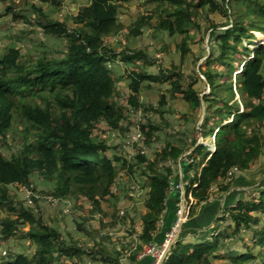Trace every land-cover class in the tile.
Segmentation results:
<instances>
[{
    "label": "trees",
    "instance_id": "trees-1",
    "mask_svg": "<svg viewBox=\"0 0 264 264\" xmlns=\"http://www.w3.org/2000/svg\"><path fill=\"white\" fill-rule=\"evenodd\" d=\"M0 1L5 6V15L31 25L24 11H14L12 0ZM34 1L23 0L22 5L30 7L34 25L43 34L63 41V52L60 57L43 53L27 60L16 47L0 48V206L7 212L0 222V235L3 238L20 236L35 246L30 256L20 251L11 252L12 261L3 264H55L61 257H68L67 264H83L82 247L86 244L71 236L66 238L42 219L41 209L36 204L37 194L45 198L72 199L76 212L97 214L95 225L90 228H87L90 220L86 217L79 216L81 220L75 221V230L91 239L86 254L103 264H122L121 250L116 248L107 230L117 226L122 219L118 220L127 213L112 212L109 220L101 215L106 214L102 204L105 207L113 198L118 199L119 194L111 187L117 183L119 171L124 170V174L134 180L133 173L141 169L139 176L145 179L142 186L148 188L144 200L146 210L140 213L137 222L140 231L136 228V249L141 250L147 244L160 243L172 225L160 231L167 197H175L170 190L178 183L177 173L172 170L178 161L181 169L185 165V203L189 194L195 201L189 207L192 217L197 205L214 199L217 192L223 194L235 176L253 172L261 163L264 157V0H140L145 9L151 8L139 15L126 33L122 32L126 27L117 21V14L129 0H88L70 15L71 28H67L65 20H56L44 13L40 5L58 8L61 0ZM233 2L242 7V14L234 12ZM206 5L211 10L220 9L225 17L230 11L232 22L228 28L217 29L219 25L210 20L206 27V30L211 29L207 32L210 49L206 58L196 65V71L205 79L210 92L201 96L192 87L193 81L184 78L182 61L190 52V43L197 40L195 35L199 33L200 24L196 16L202 14L199 10ZM227 24L228 18L223 26ZM146 25L180 36L176 44L180 55L178 64L167 68L157 65L154 72H150L147 68L155 64L154 59L143 49L125 47L127 39L139 35ZM117 36L121 39L110 42ZM256 36L262 38L261 43L255 49L246 46L248 41L255 44ZM233 59L239 60L234 92L231 89ZM118 60L123 66L124 63L130 66H125L123 72L129 81L123 96L117 91L116 74L108 65ZM165 81L169 87L160 93L155 108L141 100L143 89ZM178 98L188 103V115L203 107L201 123H216L213 136L205 137L200 123L199 134L193 137L190 133L189 142L166 140L148 158L143 150L150 147L161 129L148 116L159 113L162 119L165 112H172L162 108L169 100ZM139 111L143 116H135L139 118V122L134 123L140 135L138 141L133 142L132 161L116 155L109 157L108 143L100 134L113 131L126 136L133 122L129 112ZM96 134L99 139L95 138ZM8 138H16L18 145L6 156L1 149ZM210 144L214 145L212 151L208 148ZM261 173L264 175V163ZM33 175L52 182V191L36 190L32 185ZM9 185L29 187L37 205L35 211L24 206V199H17ZM254 212L264 213V184L258 197L239 199L221 208L218 213L229 215L232 224H225V217L216 219L219 225L213 230L220 238H206V231L204 237L192 242L187 239L186 226L182 225V231L169 246L161 264H210L211 258L228 256L235 264H240L236 263L237 254L224 253L221 240L237 237L247 246L243 230L259 226V217H255ZM23 224L28 227H20ZM257 232L259 236L254 234L251 241L261 243L264 230ZM95 237L97 240L92 239ZM107 244H111L113 250L110 251ZM135 253L136 250L128 255L131 261Z\"/></svg>",
    "mask_w": 264,
    "mask_h": 264
},
{
    "label": "rangeland",
    "instance_id": "rangeland-1",
    "mask_svg": "<svg viewBox=\"0 0 264 264\" xmlns=\"http://www.w3.org/2000/svg\"><path fill=\"white\" fill-rule=\"evenodd\" d=\"M15 12H20L21 10L24 11V14L26 15V19L29 23H31L30 26H27L22 20H12L10 15H5L4 6L0 7V48L6 45H12L15 47H18L24 55L27 56H35L41 51H48L51 52L52 55L58 56L61 53L62 50V42L60 39L47 37L44 35L39 29L34 27L32 30V27L34 25V19L31 16V9L27 5L23 7V0H13ZM28 1H34V0H28ZM88 0H61L62 4L58 8H53L49 4H41L42 9L45 13H47L51 18L56 20H65L67 22L68 26H71L69 16L71 13L75 12L77 8L80 5H83ZM215 2H221L222 0H214ZM235 11L236 13L242 14V7H238L235 5ZM219 4V3H218ZM208 5V3H207ZM205 6L203 9L199 10V13L202 12V14H199L196 16V21L200 24L199 25V33H196L195 38L197 39L195 42L190 43V52L188 53V56L186 59L182 61V71L184 72V78H187L189 82L193 81L192 87L198 91L199 95H205L210 92L209 87L207 86V83L205 79L198 75V72L196 71L197 66L206 58L208 55V51L210 49V40L207 32H210L211 29L206 30V27L208 26L209 21L217 23L219 26L217 29H225L230 26V23L232 22V16H230V11H228L227 17H225L220 9L217 10H211L208 6ZM142 9V7L139 4V0H131V5L129 6L128 3L125 4L123 8H121L119 14L117 15V19L119 22L123 23L124 25L129 24L131 21L134 20L136 17V14L138 13L136 10ZM27 9V10H24ZM205 11L207 13H205ZM144 13L147 12V10H143ZM205 13V14H204ZM207 18H205V16ZM228 18V24L223 26V23ZM29 31H32L36 41L33 42L32 40H28L30 37ZM140 36L137 38H131L127 39V42L125 43V47L131 48V49H143V51L146 53L148 57H151L154 59L155 64L152 65L150 68H147V71L154 72V69L157 67V65H160L162 68L169 67L170 64H178L180 62V55L179 50L177 49L176 44L178 43L180 36L178 34L169 35L166 32H160L158 30H153L150 25H146L142 28ZM201 32V34H200ZM43 35V36H42ZM202 35H204V38L202 40ZM214 35V34H213ZM259 35V34H258ZM46 36L45 43H43L42 37ZM260 36V35H259ZM259 36H256L255 38V44L252 41H248V43H245L246 46H249L251 49H255L256 45L258 43H261L262 38ZM255 37V36H254ZM121 39V36H117L112 39L111 42H115L116 40ZM231 41V40H230ZM164 47V48H163ZM162 48V49H161ZM61 55V54H60ZM201 56V57H200ZM199 57V58H198ZM251 57V54H250ZM198 58V59H197ZM196 62L194 63V61ZM234 65H232V81H231V89L234 92L236 90V78L235 75L239 72V60L233 59ZM113 63V62H112ZM197 65V66H196ZM125 66L130 67L129 64H123L116 65L115 63L110 64V68L115 72L117 77V91L122 96L127 93V85L128 80L126 79L125 72ZM213 66V65H212ZM194 70V71H193ZM124 72V73H123ZM264 74V70H263ZM198 78L196 82H194V79ZM165 82H162L159 86H154L153 88H147L143 89L141 92V100L143 102H146L147 104L151 103L153 105V108L156 107V104L158 103L159 95L161 92L165 91V88L169 87V84ZM165 94V93H163ZM212 94V92H211ZM213 95V94H212ZM121 96V97H122ZM224 96H226L224 94ZM119 97L118 99H120ZM239 95L235 93V99H238ZM239 108H242V105L239 104ZM167 109H170L169 111H172L171 113L165 112L163 118L161 119L158 115L159 113H151L149 114V119L153 121L154 123H157L160 125L161 129L156 133V140L151 143L150 147L144 148L143 152L148 157L151 158L157 149L158 145H161L166 140H172V141H179L180 143L189 142L190 141V135L193 134H199L198 125H200V121L203 119L201 118L202 109H197L192 115H188L190 113V108L187 102L182 100L181 98L169 100L164 108L162 110L164 111ZM137 114H140V117L143 116L142 112L139 111L136 114H131L129 112V117L133 121L129 124V129L126 133V136H120L116 132L113 131H107L104 133H101L100 136L106 140L108 143V150L107 153L109 157L112 156H121V158L130 159L132 161V156L135 153V148H133L131 144L132 135L135 133V129L137 128V125L134 123V118ZM230 121V119H229ZM216 123L211 124H205L201 123L202 130L204 131L205 137H212L213 136V129L215 127ZM191 133V134H190ZM96 139H99V135H95ZM7 144L4 148L1 150L6 156H9L11 152H14L17 149V139L16 138H8ZM213 145H211L212 147ZM121 161V160H120ZM120 161L117 163L119 165ZM262 163H264V157L261 160ZM181 163V162H180ZM179 163V166H180ZM166 164V163H164ZM162 164V165H164ZM173 165L172 170L176 174L178 173L176 170V167ZM164 167V166H163ZM142 168V166H141ZM138 170V169H137ZM164 171V170H163ZM140 171H135L133 173L132 179L126 177L125 171H119L117 178V183H115L111 190L114 189L115 194L118 195V199L116 201L115 198L111 200L110 203L103 206L102 208L106 212L104 215V212L101 213L102 216H106L105 220H109L111 217L112 212H114L116 215L117 213L123 214L126 212V216L123 218H120L117 226H115L112 229L107 230L108 235L112 236L111 240L115 241L116 239L119 240V237H124V241L131 242L133 240V245L137 244L136 242V228L140 231V225L137 224L140 213L144 212L146 210L144 200L147 196V190L148 188H145L142 186V182L145 183V179L141 178L139 175L141 174ZM183 176L185 175V165L183 164L182 169ZM263 174H254L253 177L248 178V182L251 185V189L253 191L247 196V198H253L259 196V189L263 187L264 184V175ZM32 183L36 188L42 190V191H52L53 189V183L50 181H44L40 178H37L36 175L31 176ZM11 190L15 192L16 196L18 198H24L25 195H30V191L22 186H16V185H9ZM36 189V190H38ZM40 198H42L39 201V204L41 206V209L44 214L42 215V219L47 221L51 226L56 227L59 230V225L61 223V218L63 217L65 212L64 206L65 204L61 202H56L57 200H54V202L49 201V199H44V197L40 195ZM34 207V205L32 206ZM35 211V210H34ZM36 213V212H35ZM68 214V213H67ZM255 217H259L258 224L259 226L257 228H252V230H243V241L246 243L247 246H244L241 242V240L237 237H228L225 240H221V247L224 251V253L234 254L236 255V263L240 264H264V241L263 242H252L251 239L255 235H258L257 231L264 230V213H252ZM5 214L3 212V209L0 208V219ZM67 217V216H66ZM225 217L226 221L225 224H232V222L229 219V215L222 214L219 215V218ZM132 218V219H130ZM96 219V218H94ZM74 221V219H73ZM175 219L172 222V225L174 223ZM65 224L64 229H66L69 233H71L72 228V220H70V217L66 218V220L63 221ZM95 225V221L91 223L90 226ZM215 223L213 224L212 228L208 230V235L206 238L212 237H219L215 229ZM21 227H25V224L21 225ZM63 229V230H64ZM167 232V231H166ZM225 232H229V230H226ZM264 235V233H263ZM70 234L68 235V237ZM200 236H193L190 238L187 237L190 241L194 242L199 239ZM220 238V237H219ZM264 238V236H263ZM97 240V238H96ZM114 243V242H113ZM8 246L14 247L15 249L19 250L20 252H23L27 254V256H30L34 249V243L31 241L30 244H28L27 239H23L19 236L18 239H11L7 241L3 247L4 250L8 248ZM28 249V250H27ZM136 253L135 256L137 258L138 255H140L141 250H137L135 247ZM7 252V251H6ZM6 252L4 255H6ZM128 257V255L125 253L121 254L120 256V262L122 264H125V256ZM235 264V262L232 260V257H225V258H211L210 264ZM128 264V262L126 263Z\"/></svg>",
    "mask_w": 264,
    "mask_h": 264
},
{
    "label": "crops",
    "instance_id": "crops-1",
    "mask_svg": "<svg viewBox=\"0 0 264 264\" xmlns=\"http://www.w3.org/2000/svg\"><path fill=\"white\" fill-rule=\"evenodd\" d=\"M126 3H128V5L130 6L131 0L125 2L123 4V6L120 7L119 12H120L121 8H123L125 6ZM139 4L142 7V9L139 8L138 10H136L138 13L136 14V17L134 18V20L131 21L129 24H126V25H124L122 23L123 26L126 27V30H127V27L129 25H131L136 20V18H138L139 15L144 14L143 10L145 9V6L140 2V0H139ZM150 6L151 5L149 4L148 7H150ZM150 8H147V9H150ZM147 9H145V10H147ZM119 12H118V14H119ZM143 27H145V26H143ZM142 28H141V30H142ZM141 30H140V34L142 32ZM140 34L135 36V38L140 36ZM131 38H134V37H131ZM131 38H129V39H131ZM176 170L178 172L176 174V181H178V182H181L183 180L187 181L186 176L185 175L183 176V174H182L183 172H182L181 166H179V164L176 167ZM262 170H263V163L261 162L257 166V168L254 169L253 172H243V173H240L237 176H235L233 178V180L231 181L232 185L229 187L228 190L224 191L223 194H220L217 192V193H215L216 197L214 199H210L209 201H207L205 203H201V204L197 205L194 209L193 217L191 215H188L187 219L185 220L186 224L185 223L183 224V226H186L184 231L188 234L187 237L190 238V236L191 237L200 236L199 238H202L205 236L206 231H208L210 228H212L214 223H215V225L216 224L219 225V222L216 219L219 218V214H221V213H218V212H220L221 208L226 206V205L233 204L239 199H242V200L248 199L247 196L253 191V189H251V185H249L250 183L248 182V178L253 177V175L256 173L261 174ZM135 171L138 172V171H140V169H138V170L136 169ZM170 192L174 193L175 197L172 198L169 195L167 197V200H166L167 205L165 206L166 208L163 210V213L161 215V220L159 223V227H160L161 232H164V230H166L169 227V225L172 224L173 220L176 218L175 214L177 213V210H182V205H183L182 198L184 196L185 187H184V190H182V189L176 188L175 186H171ZM190 198H192V196L189 194L188 200L186 201V203L189 202ZM184 199H185V196H184ZM168 202H170V203L168 204ZM194 202L195 201L193 199L192 204ZM103 205L104 204H102V207H103ZM189 216H191V217H189ZM68 217L69 216L66 217L63 215V217L61 218V223L59 225L58 231L63 236H65L66 238H68V235L70 234V236L72 238L76 239L77 241H80V242L83 241L84 243H87V244L91 243V239L89 240V238H87L82 232L75 230V226H74L73 222H72L73 225L71 228V230H72L71 233H69L66 229H64L67 224H65L63 221L66 220V218H68ZM190 231H192V233H190ZM96 238L97 237L92 238V239H96ZM113 242H114L116 248L121 250V254L126 252V254L128 255V254H131L135 251L136 245L134 247V245H133L134 241L133 240H131V242H127V241H124V237H119V240L116 239ZM107 248H109L110 251L113 250V246L111 244H107ZM123 257H125V264L127 262H128V264H150V261H151V259L149 257H146V258L144 257V258L138 259L135 256L134 261H131V259L129 257H126V255ZM62 259H68V257L60 258V260H62ZM82 262H83V264H103L100 261L91 260L90 257L87 255L83 256ZM61 264H67V263L65 261H62Z\"/></svg>",
    "mask_w": 264,
    "mask_h": 264
},
{
    "label": "clouds",
    "instance_id": "clouds-1",
    "mask_svg": "<svg viewBox=\"0 0 264 264\" xmlns=\"http://www.w3.org/2000/svg\"><path fill=\"white\" fill-rule=\"evenodd\" d=\"M13 1V0H12ZM13 3H14V1H13ZM34 3H35V1H34ZM87 3V2H86ZM41 5V4H40ZM4 6V4H3V2L2 1H0V7H3ZM41 7H42V5H41ZM78 9V8H77ZM43 10V9H42ZM4 11H5V6H4ZM44 12V11H43ZM75 12H76V10H75ZM75 12H73V13H71V14H74ZM45 13V12H44ZM32 14V13H31ZM47 14V13H46ZM70 14V15H71ZM69 19H70V16H69ZM117 21H118V19H117ZM119 22V21H118ZM70 23H71V21H70ZM66 24H67V22H66ZM33 27H36L35 25H33ZM31 28V27H30ZM37 28V27H36ZM67 28H71V26H68L67 25ZM37 29H39V28H37ZM40 30V29H39ZM41 31V30H40ZM42 32V31H41ZM123 33L125 32L126 33V29L125 30H123L122 31ZM29 34H30V37L28 38V40H32L33 42H36V44H38V42L36 41V39H35V37H34V35H33V33H32V31H29ZM45 35V34H44ZM43 36V35H42ZM47 36V35H46ZM46 36H44V37H42V40H43V43L44 44H46L45 43V40H46ZM48 37V36H47ZM53 38V37H52ZM113 38H115V37H113ZM112 38V39H113ZM112 39L110 40V42L112 41ZM115 43H116V41H115ZM12 46V45H11ZM13 47H15V46H13ZM16 48H18V47H16ZM119 48V47H118ZM19 49V48H18ZM19 51H20V53L23 55V56H25L26 57V59H27V56L26 55H24L23 53H22V51L19 49ZM98 51H100V50H98ZM62 52H63V49L61 50V55L59 54L57 57H60V56H62ZM43 53H48V55H51V56H55V55H52L51 54V52H48V51H41V53H39V54H37V55H41V54H43ZM37 55H35V56H28V59L27 60H32V59H34ZM116 63V65H121L122 63L118 60L117 62H115ZM124 63V62H123ZM110 64H113V63H111V62H109V66H110ZM202 121V120H201ZM201 121H200V123H201ZM135 122V121H134ZM199 138H200V136H199ZM199 138H198V141H199ZM138 139H139V137H138ZM138 139L137 140H135V141H131V144H132V146H133V142H136V141H138ZM180 162L178 161V163L177 164H179ZM181 182H183V184H184V186L182 187V189L184 190V187H185V185L187 184V182L186 181H181ZM178 183H180V182H178ZM186 183V184H185ZM176 184L177 183H175V184H173L174 186H176ZM32 185H34L33 183H32ZM18 186H22V187H25V188H27L30 192H31V190H30V188L29 187H26V186H24V185H18ZM9 188H10V186H9ZM177 188V187H176ZM11 189V188H10ZM36 189H38V188H36ZM32 193L33 192H31L30 193V195L28 194V195H25L24 196V198H18L17 196H16V198L17 199H24V206H27V207H29V208H31V209H33V210H35V206L37 207V205L36 204H38V206L40 207V209H41V206H40V204H39V201L41 200V198H40V195H36V197H37V203L35 204L34 202H33V199H32ZM183 195V194H182ZM184 197V196H183ZM44 199H49V201H51V202H54V200H57L56 202H61V203H63V204H65V206H64V211L65 212H67V213H64V216H69V217H71L70 218V220H72V222H73V224H74V226H75V221L76 220H81L80 219V217L79 216H82V217H86L87 218V220H90L89 221V224L87 225V228H90V225H91V223L93 222V221H95V219L94 218H97V214H84L83 212H81L80 210L78 211V212H76V210L72 207V203H71V201H72V199H70V200H65V199H62V198H51V196H49V198H45L44 197ZM183 199V198H182ZM192 199V198H191ZM191 199H189V201L191 200ZM43 200V199H42ZM185 201V200H184ZM193 202V199H192V201H191V203ZM34 205V207H32ZM190 207V206H189ZM0 208H2L1 206H0ZM3 209V208H2ZM3 212H4V216L3 217H1V219H0V222L2 221V219L7 215V212L3 209ZM40 212H41V215H43L44 213H43V211H42V209L40 210ZM44 215H46V214H44ZM222 215V214H221ZM73 219H74V221H73ZM47 222V221H46ZM48 223V222H47ZM185 223V222H184ZM49 224V223H48ZM50 225V224H49ZM51 226V225H50ZM21 227V226H20ZM28 227V224H25V227H22V228H24V229H26ZM51 227H54V226H51ZM58 230V229H57ZM18 237V236H17ZM17 237H7V238H3V236H1L0 235V264H3V263H7V262H9V261H12V256H13V254L11 255V252H16V251H19V250H17V249H15L14 247H11L10 248V246H8V248L6 249V250H4L3 249V247H4V245H5V243L7 242V241H9V240H11V239H18ZM23 240V239H22ZM31 243V241H28V244H30ZM86 244V246H84V247H82V250L84 251V254L82 255V260H83V256L84 255H87L86 253H89V249H88V247H87V243H85ZM7 251V252H6ZM5 252H6V255H4L5 254ZM167 253V252H166ZM166 256V255H165ZM61 258H63V257H61ZM151 258V257H150ZM165 258V257H164ZM60 258L58 259V262H56L55 264H61L62 263V261H65V259H62V260H60ZM164 260V259H163ZM163 262V261H162ZM161 262V263H162ZM152 264V263H151Z\"/></svg>",
    "mask_w": 264,
    "mask_h": 264
},
{
    "label": "built area",
    "instance_id": "built-area-1",
    "mask_svg": "<svg viewBox=\"0 0 264 264\" xmlns=\"http://www.w3.org/2000/svg\"><path fill=\"white\" fill-rule=\"evenodd\" d=\"M134 121L135 123L139 122V118L136 117ZM198 129H199V125H198ZM139 135L140 133H139L138 125H137V128L135 129V133L132 135L131 140L132 141L137 140ZM201 141L202 140L199 139V142ZM211 145L213 144H210L208 147L210 151H212L214 148V145L212 147ZM194 185H196V183H194ZM183 186H184L183 182H180V183H177L175 187H177L178 189H182ZM182 200H183L182 210H177V213L175 214L176 215L175 221L173 225H171L170 228L167 230V232L164 233V238L162 239V241L160 243H151V244H147L143 246L141 249L140 255L137 256L138 259H141L144 257H151L152 264H156L159 258L162 256V254L167 252L169 246L176 240V235L179 230V225L180 223L183 224L185 220L187 219V216L189 215V206L192 201L191 199L188 203H185L184 197Z\"/></svg>",
    "mask_w": 264,
    "mask_h": 264
},
{
    "label": "water",
    "instance_id": "water-1",
    "mask_svg": "<svg viewBox=\"0 0 264 264\" xmlns=\"http://www.w3.org/2000/svg\"><path fill=\"white\" fill-rule=\"evenodd\" d=\"M201 109H202V114H201L202 117H201V118H203L204 109H203V107H202ZM199 139H201V137H200ZM182 225H183V224L180 223V225H179V230H178V233H177V235H176V239H177L179 233L182 231ZM165 253H166V252H165ZM165 253L162 254V256L159 258V260L157 261L156 264H161V262L163 261V259H164V257H165Z\"/></svg>",
    "mask_w": 264,
    "mask_h": 264
}]
</instances>
